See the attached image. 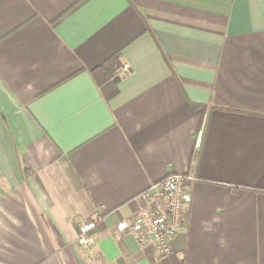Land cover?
<instances>
[{
  "label": "crops",
  "instance_id": "1",
  "mask_svg": "<svg viewBox=\"0 0 264 264\" xmlns=\"http://www.w3.org/2000/svg\"><path fill=\"white\" fill-rule=\"evenodd\" d=\"M172 172L161 256L116 224ZM0 264H264V0H0Z\"/></svg>",
  "mask_w": 264,
  "mask_h": 264
},
{
  "label": "built area",
  "instance_id": "2",
  "mask_svg": "<svg viewBox=\"0 0 264 264\" xmlns=\"http://www.w3.org/2000/svg\"><path fill=\"white\" fill-rule=\"evenodd\" d=\"M131 72L127 63L117 65L115 77H125ZM199 144V135L195 147ZM190 174L172 172L152 183L140 196L142 204L127 218L116 224L118 234H131L140 245H151L161 256L172 251L171 241L176 231L188 220L191 192L188 182ZM95 222H82L78 227L77 243L89 249L94 237L89 232ZM91 258V255L89 254Z\"/></svg>",
  "mask_w": 264,
  "mask_h": 264
},
{
  "label": "trees",
  "instance_id": "3",
  "mask_svg": "<svg viewBox=\"0 0 264 264\" xmlns=\"http://www.w3.org/2000/svg\"><path fill=\"white\" fill-rule=\"evenodd\" d=\"M118 65V55L117 53L109 57L107 60H105L103 63L98 65L96 68L93 69V75L96 79V81L100 82L102 86L104 84L110 85V92L106 93L108 97L112 96L116 93L117 89L114 86V69ZM94 229H92L89 233H91Z\"/></svg>",
  "mask_w": 264,
  "mask_h": 264
}]
</instances>
